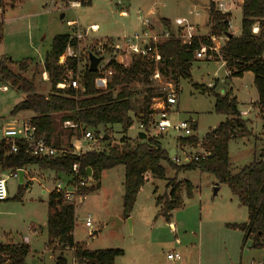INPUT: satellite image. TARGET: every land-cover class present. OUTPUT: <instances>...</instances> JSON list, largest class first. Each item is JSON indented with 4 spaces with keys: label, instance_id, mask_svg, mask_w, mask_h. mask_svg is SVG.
Masks as SVG:
<instances>
[{
    "label": "rangeland",
    "instance_id": "374dc122",
    "mask_svg": "<svg viewBox=\"0 0 264 264\" xmlns=\"http://www.w3.org/2000/svg\"><path fill=\"white\" fill-rule=\"evenodd\" d=\"M73 2L7 0V10L4 15L0 13V19L3 20L0 58L7 59L13 72L20 73L32 82L37 93L44 92L47 95L50 91L49 78L45 80L42 76L43 60L56 34L75 32L69 21H76V32L83 33L90 23H96L99 27L94 33L95 37L90 35L80 38L77 47H71L78 59L76 71L79 73L88 63V54L98 43L143 29L159 33L164 29L161 18L169 19L174 29L175 20H184V23L193 27L192 32L196 36H206L209 32L206 25L209 0H91L89 5L83 6H73ZM241 4L237 3L230 11L229 32L234 36L240 34ZM186 32L185 26L177 30L178 35ZM214 38L212 45L219 49L225 37ZM218 56L213 55L208 61L194 60L190 79L180 78L178 84L161 75L150 79L158 93H167L172 89L176 92L177 102L171 108L169 119L172 123L182 120L195 122L194 135L199 140L222 122L226 115L214 111L215 96L212 93L202 91L194 84H215L214 92L219 94L232 89L233 94L238 96V108L243 112L249 129L247 136L231 140L228 145L231 168L237 172L254 157L257 158L264 147V108L259 112V108H253L249 103L252 97H257L252 73L247 71L243 78L233 77L235 79L231 82L227 80L224 62ZM26 59L30 63L23 73L19 71L18 65ZM127 59L124 61L127 62ZM3 86L6 90H3ZM131 87L135 93L131 98L132 109L129 114L133 117L141 103L144 88L138 82H134ZM24 96L25 93L9 82L0 81V126L20 123L33 116L31 111L11 114L14 105ZM60 128V148L73 150L71 142L79 133L72 130L69 134V129L73 128L64 127L63 124ZM140 130L138 122L134 120L126 134L130 139L129 144L135 145ZM99 132L107 138L105 142L99 141L102 150H107L109 143L120 145L118 124L99 127ZM176 136L175 131L169 129L167 135L158 137L170 160L174 157L184 159L186 150H200L198 145L180 147ZM83 147L85 149L87 145ZM162 165L165 178H152L143 185L129 215L130 223L122 214L124 167L117 165L104 170L99 188L85 195L83 201H74V238L84 242L91 250L121 249L123 255L117 257L114 264H264V247H253L251 240L242 245V232L227 226L246 221L247 210L238 204L226 184L218 183L212 174L197 169L176 174L166 162H162ZM28 176L34 179L28 185L24 181L22 188H19L18 179L7 178V198L0 200V242H23L26 237L30 252L25 264H55V255L45 247L46 201L55 183L66 179L62 174L54 176L53 172L36 167L28 170ZM172 178L189 180L193 185V193L188 198L182 189V204L171 212L169 221L173 227H170L159 213L155 198L168 192L166 183ZM117 216L123 218V223L115 226L111 218ZM87 217L92 224L89 227L84 225ZM30 227L37 230L36 234L32 233ZM170 252L178 253L180 259H167V253ZM64 256L71 264V250H65Z\"/></svg>",
    "mask_w": 264,
    "mask_h": 264
},
{
    "label": "trees",
    "instance_id": "16d2710c",
    "mask_svg": "<svg viewBox=\"0 0 264 264\" xmlns=\"http://www.w3.org/2000/svg\"><path fill=\"white\" fill-rule=\"evenodd\" d=\"M73 1L79 2L80 6L91 3V0ZM6 5L7 0H0L1 12ZM241 11L240 34L234 36L229 32L230 13H221L212 5L208 6L206 23L208 36H194L189 43H182L175 35L172 22L167 18H161L160 22L168 31L169 37L156 45L160 59L154 61L150 56L133 55L129 63L123 65L112 57L107 65L111 75L104 89L96 88L94 80L99 72L89 71L88 63L80 72V88L57 87L58 83L65 80L66 68L77 70L76 57H68L64 64L58 63L59 57L68 46L76 48L78 45L79 40L70 33L56 34L51 40L49 51L45 54L42 71L46 72L49 78L50 91L47 95L35 92L32 82L20 73L13 72L7 64V59L1 57L0 81L9 82L17 90L25 93L24 98L14 105L11 114L31 111L33 116L29 121L35 127L37 138H42L48 145L60 148L62 134L60 125L64 121L78 125L75 129L79 133L78 138L87 130L92 131L93 135L99 138V127L118 124L121 138L120 145L109 143L107 150L86 151L79 155L68 150L55 158L33 156L22 142H17L16 152L9 153L10 146L1 140L0 171L9 173L18 169L36 167L42 171L67 176L71 173L72 165L77 163L81 176H86L87 168L92 171V184L83 187L81 191L87 195L99 188L101 173L104 170L122 165L124 167L122 214L124 218H128L143 185L152 178H165L162 162H166L176 174L197 169L212 174L218 183L226 184L238 204L246 208V221L227 224L229 228L242 232V245L251 240L253 247H264V147L257 158L254 157L237 172L232 171L228 152L229 142L247 136L249 129L231 89L219 94L214 92L215 84L212 86L194 84L196 88L212 93L215 96L214 111L226 115L222 122L206 132L200 140L196 135L177 138L180 147L200 146L205 152L203 159L176 165L169 159L166 150L159 142V136H148L139 132L135 145L129 144L130 139L126 136L134 120L141 124L146 132L149 130L152 98L161 95L152 86L150 78L154 72L157 71L159 75L174 84H178L180 78L190 79L192 62L197 60L195 52L201 45L211 46L212 37H225L219 53L214 56L219 55L218 57L224 62L228 72L227 80L241 77L247 71L253 74V84L257 92L254 105L259 108V112L263 110L264 0H242ZM254 24L258 26L257 33L252 32ZM230 34L232 36H229ZM2 37L3 23L0 20V42ZM111 41L112 38L105 40L107 43ZM107 53H111L108 48L105 50V54ZM204 60L208 61V59ZM29 63V59L21 61L18 65L19 71L26 72ZM134 82L142 84L144 94L137 113L131 117L129 114L132 109L131 98L135 93L131 86ZM55 115H58V122L55 120ZM192 128L196 130L195 122ZM105 140L107 138H101V141L105 142ZM22 185H19V188H22ZM166 188L169 189L168 192L157 196L155 204L159 207V213L170 223L171 212L182 204V189L189 198L192 196L193 186L189 180L172 178L167 181ZM46 204L45 247L55 255V264H69L64 251L71 249L78 264H114L115 259L123 255L121 249L91 250L84 242L74 240L75 206L66 202L62 193L50 191ZM29 252L30 247L25 242H0V264H25Z\"/></svg>",
    "mask_w": 264,
    "mask_h": 264
},
{
    "label": "built area",
    "instance_id": "2783aa9c",
    "mask_svg": "<svg viewBox=\"0 0 264 264\" xmlns=\"http://www.w3.org/2000/svg\"><path fill=\"white\" fill-rule=\"evenodd\" d=\"M238 4L242 3V0H209L208 6L212 5L214 9L220 11L221 13H230V11ZM73 6H78L79 2H73ZM207 6V7H208ZM1 13V9H0ZM184 20H175L176 29L175 35L180 38L182 43H189L191 39L196 36L193 34V27L191 25H187L184 23ZM147 26V24H146ZM185 26L187 29L186 33H181L178 35L177 30L179 27ZM96 27L90 26L87 29L81 32H75L73 36L78 40L85 36H90V32L95 31ZM252 32H258L257 24H254L252 27ZM208 36V34H207ZM169 37V33L166 29H162L159 33L153 32L150 29H143L140 31H136L130 35L112 38L111 43L103 42L98 43L95 49L90 53L95 56H101L103 62L102 64H98L97 71L99 75L95 78L94 83L96 88L104 89L106 87L107 81L111 75V70L108 68V64L112 57L116 58V62L127 65L130 61L131 56H150L154 61H158L160 59V54L156 48V45L162 40ZM215 38H211V42L213 44ZM106 48L111 50V53L105 54ZM219 49L214 45L206 46L201 45V47L195 52V58L197 59H210L213 55L218 54ZM68 57H75L73 54L71 47L68 46L65 52L59 57L60 64H64ZM128 58V59H127ZM127 59V62L124 61ZM208 59V60H209ZM262 61L264 63V54L262 55ZM226 74L228 72L226 71ZM160 75L157 71L154 72L153 77L158 78ZM80 73L77 71H73L72 69L66 68L65 71V80L62 83H58V88H64L65 86H69L73 89L80 88ZM4 89H6L4 87ZM177 102V94L172 89L167 93H161L160 96L152 98V102L150 105L151 109V122L148 132H146L141 124H139L140 132L145 133L148 136H159V135H167L169 129H172L176 133L177 138L190 137L194 135V130L192 128L193 122L191 120H182L176 123H172L169 119V114L171 113V108ZM64 127H69L76 129L78 127L77 124L71 121H64L62 123ZM104 134L99 132V138H96L92 131L87 130L84 134L79 138L82 143H86L87 147L84 149L83 144L80 142L78 145H74L71 150L73 154L79 155L86 151H98L102 150L99 147V141L101 138H104ZM3 140L7 143L9 147V153L16 152L17 150V142H22L29 149L30 154L38 157L45 158H55L61 156L66 151L62 148H55L51 145L46 144L42 138H37L35 135V127L30 123L29 119L22 120L20 123H8L0 126V141ZM189 147V145H184L182 147ZM191 148V147H190ZM205 156V152L201 149L198 151L186 150L185 158L180 159L178 157H174L171 161L176 165H182L184 163L193 162L199 158L203 159ZM19 170H23L26 175V168L14 170L5 175H0V200H5L7 198V188L6 182L7 178L14 177L18 179ZM65 177V181H57L54 185V191L60 192L63 194V198L66 202L74 204V201L81 202L84 200L85 195L81 192L82 188L89 185V180L87 176H81L79 174L78 164L75 163L72 165L71 173L69 175H63ZM84 225L89 227L91 226L90 219L87 217L85 219ZM32 233H36L37 230H33L31 227ZM35 229V228H34ZM72 252V249H71ZM167 259L169 260H178L180 256L176 252L167 253ZM71 264H78L76 262L75 257H71Z\"/></svg>",
    "mask_w": 264,
    "mask_h": 264
},
{
    "label": "crops",
    "instance_id": "0c3cea01",
    "mask_svg": "<svg viewBox=\"0 0 264 264\" xmlns=\"http://www.w3.org/2000/svg\"><path fill=\"white\" fill-rule=\"evenodd\" d=\"M14 6V5H13ZM7 10V8L2 12L3 14L2 15H4V13H5V11ZM121 14L123 15L124 14V12L122 11L121 12ZM1 20V19H0ZM2 21V23H3V20H1ZM68 24L69 25H71L72 27L74 26V31L76 32V21H69L68 22ZM90 26H93V27H96V30L95 31H92V34H90V35H93L94 36V33L95 32H97L98 30H99V27H98V24H96V23H90L89 25H88V27L87 28H89ZM87 28H84V29H87ZM75 32H72V33H70V34H74ZM95 37V36H94ZM99 38H102V37H99ZM47 53V52H46ZM60 62V58L58 59V63ZM247 72H244L243 74H242V76L240 77V78H243L244 76H245V74H246ZM42 76H43V79H45V80H47L48 79V76H47V73L46 72H42ZM232 79H235V78H232ZM230 80L231 82L233 81V80ZM252 81H253V74H252ZM4 87L5 86H3V90H6V89H4ZM6 88V87H5ZM231 89V88H230ZM231 91H232V89H231ZM49 92V91H48ZM42 94H46V93H42ZM232 94H233V92H232ZM234 95V94H233ZM235 97H236V99H237V101H238V96L237 95H234ZM257 96V95H256ZM256 99H257V97L255 98V97H252L251 98V100H250V105L254 108L255 107V105H254V103H255V101H256ZM241 114H243V112L241 111ZM31 118V117H30ZM72 130H75V129H69V134H71V132H72ZM76 131V130H75ZM105 138H106V136H105ZM81 141L79 140V138L78 137H75V138H73V140H72V142H71V146L73 147L74 145H78L79 143H80ZM82 143V142H81ZM83 145L84 144H86V143H82ZM30 170H31V168H29ZM28 169V170H29ZM28 170H27V168H26V171H27V173H26V175L24 174L23 175V184H24V181L26 182L27 181V185L32 181V179H34V177L32 176V177H29L28 176ZM51 172V171H50ZM5 172H3V171H0V175H5V174H7V173H5ZM54 173V172H53ZM57 175V173H54V176H56ZM26 178V179H25ZM101 180V179H100ZM178 180H181V179H178ZM193 186V185H192ZM120 220H121V223H123V218L121 217V216H117ZM92 225V224H91ZM169 225H170V227H173V225L171 224V223H169ZM36 234V233H35ZM74 240L76 241V242H79V241H77L75 238H74ZM23 242H25V243H28V240H27V238L26 237H24V239H23ZM120 257V256H119ZM116 260V259H115Z\"/></svg>",
    "mask_w": 264,
    "mask_h": 264
},
{
    "label": "water",
    "instance_id": "95a60500",
    "mask_svg": "<svg viewBox=\"0 0 264 264\" xmlns=\"http://www.w3.org/2000/svg\"><path fill=\"white\" fill-rule=\"evenodd\" d=\"M229 36H232V35L230 34ZM101 60H102L101 56H95L94 54L89 53L88 54V69H89V71H96L97 66ZM23 175H24L23 170H19V172H18V183H19V185L23 184ZM86 176L89 180V185H91L93 182L91 169H89V168L86 169ZM111 220L115 221V226H118L121 224V220L118 217H113V218H111ZM127 221L129 223L131 222L129 217L127 218Z\"/></svg>",
    "mask_w": 264,
    "mask_h": 264
}]
</instances>
